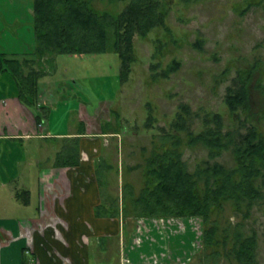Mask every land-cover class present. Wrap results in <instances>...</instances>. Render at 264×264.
<instances>
[{"label":"rangeland","instance_id":"rangeland-1","mask_svg":"<svg viewBox=\"0 0 264 264\" xmlns=\"http://www.w3.org/2000/svg\"><path fill=\"white\" fill-rule=\"evenodd\" d=\"M116 1L117 9H123L128 0ZM164 2L169 10L166 19L169 30L158 27L152 29L146 37H135V60L126 82L121 81V60L115 52L56 54L53 57L47 55L42 61L43 67L38 66L47 73L38 78L39 95L30 96V99L36 102L35 105L39 103V107L44 106L40 109L41 115L44 117L45 114L46 119L52 123L51 133H80L88 129L84 120L89 116L92 132H99L98 117L112 121L110 131H119L117 115L123 121L121 135L107 134L102 143H95L99 156L90 158L81 154V161L90 160L95 176H98V158H104L113 165L106 172V178L100 177L104 183L100 187L103 199L122 195V168L141 161L142 147L151 148L152 136L160 134L161 127L170 126L180 104L187 103L194 112L199 113L204 110L221 112L226 124L234 125L224 97L237 69L257 61L254 82L260 81L259 85L264 86V0ZM96 3L106 9L112 4L110 0H98ZM35 36L34 0H0L1 57L20 59L21 66L26 67L24 60L35 59ZM198 40L203 43L202 49L195 45ZM174 60L179 62L177 71L168 77L154 76L155 72L162 73ZM154 63H159L155 70L151 68ZM29 64L37 65L34 61ZM3 65L4 71L0 67V89L7 92L12 84L14 90L16 88L18 91V74L13 75V64L3 61ZM11 93L15 94L13 91ZM252 98L254 111L263 110L264 92L261 88L252 86ZM150 112L154 119L152 125L146 127ZM260 121V129L264 131V118ZM198 122L197 119L195 129L199 127ZM15 142V146H10L13 149L21 147L24 154L12 165L13 181L0 190V198L7 195V200L10 191L21 193V197H24L23 190L17 187L26 181V176L29 182L32 177L36 180L37 170L49 166L46 162L39 165L38 161L53 146L60 150L64 144L73 146L75 143L73 136ZM206 156L207 151L200 145L185 147L184 159L191 169ZM221 161L230 164V155L225 153ZM131 175V180L140 177L138 171H133ZM128 221L129 229H133L136 222ZM151 222L155 224L154 228L158 226L167 229V234L170 228L166 225L171 223L184 239L189 238L190 256L184 264H231L227 260H205L201 256L200 219L160 218ZM251 223L257 228L259 236L257 260L264 264V215L256 211ZM186 230L188 236L185 235ZM138 231L137 242L144 243L146 237V241H149L148 232L142 225Z\"/></svg>","mask_w":264,"mask_h":264},{"label":"trees","instance_id":"trees-1","mask_svg":"<svg viewBox=\"0 0 264 264\" xmlns=\"http://www.w3.org/2000/svg\"><path fill=\"white\" fill-rule=\"evenodd\" d=\"M97 1L34 0L35 59L24 60L26 67L21 66L20 59H3L13 64V75L18 74V96L22 101L29 103L30 96L39 95L38 78L47 72L38 66L43 67L47 55L115 52L121 60L120 78L124 83L135 60V37H146L158 27L169 30V10L164 0H128L123 9H117L116 0H110L108 9L99 7ZM195 45L203 48L201 40ZM31 61L37 65L30 66ZM158 65L154 63L151 68L155 70ZM178 65L174 60L154 76L168 77ZM257 65L255 61L238 68L227 87L224 102L234 125H227L221 112L199 113L187 103L180 104L170 126L161 127V133L152 136L151 148L142 147L141 161L122 168V195L104 198L96 213L115 216L122 209L126 219L132 220L198 218L201 256L205 260L260 264L258 230L251 223L256 211L264 215V131L259 125L264 109L255 112L252 106V86L264 92L261 82H254ZM41 114L37 115L38 120L42 119ZM116 119L119 131H110L109 120L102 126L103 134H122L123 121L119 115ZM153 119L150 112L146 127L152 125ZM197 119L199 127L195 129ZM74 141L73 146L64 144L56 153L54 166L81 164L80 137L74 136ZM198 145L205 148L207 156L191 169L184 159V150ZM225 153L231 157L230 164L221 161ZM98 162L96 175L102 188L101 178L107 177L105 174L113 165L104 158H98ZM133 171L140 173L138 180H131Z\"/></svg>","mask_w":264,"mask_h":264},{"label":"crops","instance_id":"crops-1","mask_svg":"<svg viewBox=\"0 0 264 264\" xmlns=\"http://www.w3.org/2000/svg\"><path fill=\"white\" fill-rule=\"evenodd\" d=\"M1 56L0 67L4 59ZM7 92L0 89V190L13 181L12 165L24 154L21 147L10 146H15L16 140L79 136L81 154L90 158L99 156L94 145L102 143L107 135L102 133V126L108 118L98 117L99 132L90 131L89 116L87 122L84 120L88 129L83 134L51 133L52 123L45 116L38 120L37 115L42 113L39 103L35 105L30 99L29 103L22 101L12 84ZM58 151L53 146L38 161L39 165L46 162L49 166L35 171L36 180L32 177L29 182L26 176V181L17 187L23 190L24 197L10 191L8 200L7 195L0 198V264H184L189 261V238L184 239L171 223L166 225L170 228L167 234V229L154 228L151 222L160 218L126 219L122 209L115 216L97 214L96 208L104 204V199L90 160H82L77 167H56L53 159ZM128 220L136 222L133 229H129ZM140 225L149 236V241L146 237L144 243L136 238ZM185 235H189L188 230Z\"/></svg>","mask_w":264,"mask_h":264}]
</instances>
